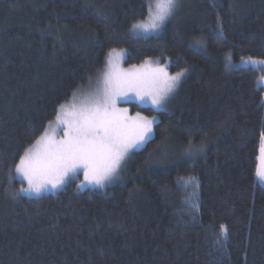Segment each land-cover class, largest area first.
Segmentation results:
<instances>
[{"label":"trees","instance_id":"trees-1","mask_svg":"<svg viewBox=\"0 0 264 264\" xmlns=\"http://www.w3.org/2000/svg\"><path fill=\"white\" fill-rule=\"evenodd\" d=\"M150 1L0 0V264H264V99L258 70L234 66L264 59V0H181L135 37ZM113 49L186 72L167 109L128 103L156 118L152 136L117 183L19 195V156Z\"/></svg>","mask_w":264,"mask_h":264},{"label":"snow or ice","instance_id":"snow-or-ice-1","mask_svg":"<svg viewBox=\"0 0 264 264\" xmlns=\"http://www.w3.org/2000/svg\"><path fill=\"white\" fill-rule=\"evenodd\" d=\"M176 7L177 0H154V4L148 5V22L134 24L133 29L145 32L160 30L175 15ZM219 20L218 16L217 23ZM123 55V51L115 49L109 53L102 87L79 101V89L73 90L71 97L54 109V121L49 120L43 133L34 144L24 149L15 163V174L28 185L20 192L39 196L49 189L59 188L66 177L77 175L81 170L87 183L104 187L106 182L118 177L129 150L148 139L155 119L149 120L139 112L130 116L128 109L118 107V103L130 98L129 94H134L142 103L150 100L154 107L161 108L184 73L169 76L160 67L145 73L143 65L121 70L114 63V58ZM250 63L264 64V61L250 60ZM56 128L63 131L59 139L55 136ZM261 140L264 141V132L261 133ZM260 153V164L255 174L264 181V144ZM9 179H13L12 168H9ZM192 182H195V177L189 178L188 183ZM191 210L198 211L199 205L191 203ZM225 231L221 225V232Z\"/></svg>","mask_w":264,"mask_h":264},{"label":"rangeland","instance_id":"rangeland-1","mask_svg":"<svg viewBox=\"0 0 264 264\" xmlns=\"http://www.w3.org/2000/svg\"><path fill=\"white\" fill-rule=\"evenodd\" d=\"M180 1L181 0H177V8H178V4H179ZM150 3H153L154 4V0H151L148 3V5ZM177 8H176V10H177ZM148 20H149V12L147 14L146 19L143 20V22H140V23H147ZM130 30H131L130 31L131 35H134L135 37L144 38V37H150V36L158 35L159 32H161L162 28L160 30H158V31H147V32H145V31H142L140 29H133V26H132V29H130ZM116 51L117 52H120V51H123L124 52L123 49L122 50H116ZM125 53L126 52H124V55L122 57H120V58H114V63L117 64L118 67H119V69H121V70H129V69H131L133 67V66L132 67L131 66L128 67V66L125 65V63H123L124 62V59H125ZM250 60H256L258 62L259 61H264V59H260V58H256V59L255 58H246L245 60H242V61H239L238 63H236L234 66H236V67H245L246 66V67H250L252 69L258 70V76H257V79H256L257 80V85L262 88L261 91H262V94H263L262 96H263V99H264V64H261V63L251 64L250 63ZM245 62H248V63H245ZM142 65H143V71L145 73H151V71L153 69L157 68V67L164 68L166 70V63L160 64V62H158V60H145V63H143L141 65H138V66H136V65H134V66H136L137 68H140ZM106 70H107V62H106V66L101 71L100 80H98L96 83L91 84L90 86H87L85 88L79 89L78 94H77L78 101H79V99L83 98L85 95L91 93L95 89H97L99 87H102L103 73ZM166 72L168 73L169 76L176 75V74H170V72H168V70H166ZM182 72L184 73V75L186 74V72H184V71H182ZM178 85H179V82H178L176 88L174 89V91L168 95V97L164 101V104H163V106L161 108L154 107L151 104V101L150 100H148L147 103H142L139 99H137L135 97L134 94H129L130 98H127L126 100L119 102L118 103V107H120V108H127L128 109V114L130 116H135L138 111L131 112V107L128 105L129 102H134L139 107H147V106L148 107H151L155 111L165 110V109L168 108V104L171 101L172 97L174 96V93L176 92V90L178 88ZM142 116H144V115H142ZM144 117H146V116H144ZM146 118L149 119V120L155 119V121H156V118L155 117H146ZM152 127H153V125H152ZM152 134H153V129H152V131H151V133H150V135H149L148 138H150L152 136ZM62 135H63L62 128H56V132H55L56 138L59 139V138L62 137ZM147 141H148V139L144 143L140 144L138 147L133 148V149H130L128 156L131 155L133 152L137 151L138 149L142 148L146 144ZM262 144H264V141L261 140V142H260V148H261V145ZM260 155H261V153L259 151V154H258V157H257L258 158V165L260 164V159H259ZM127 157L125 158V160L127 159ZM258 165H257V167H258ZM76 176H80L81 177V183H80L79 188H82V189H83V187H89V188H95V187H97V188H104V187H106V185H111V184L117 183V181H120L121 180V175H120V172H119L118 177H116L115 179L111 180L110 182H106V184H105L104 187H99V186H97L95 184H89V183H87L85 181V179H84L83 171L81 170V171H79V173L77 175H71L70 174L68 177H66L65 178V183L62 186H60L59 188L54 189V190L53 189H49L48 191L42 192L39 196L45 195V194H50V193H56V192L60 191L62 187H64L66 184H68L70 181H72V179H75ZM15 177H18L19 179H21L25 183V187L24 188H27L28 187L27 182L25 180H23L22 177H19L16 174H15ZM258 180H259V178H258ZM259 183H260L261 186L262 185L264 186V181L259 180ZM18 191H19L18 194L21 195V196H24V197H39V196H37L35 194H32V193H23V192H20V189Z\"/></svg>","mask_w":264,"mask_h":264}]
</instances>
